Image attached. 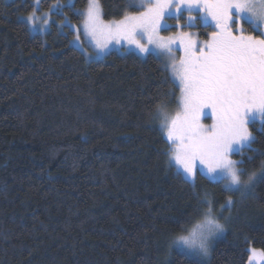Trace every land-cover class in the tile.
<instances>
[{
	"label": "trees",
	"instance_id": "obj_1",
	"mask_svg": "<svg viewBox=\"0 0 264 264\" xmlns=\"http://www.w3.org/2000/svg\"><path fill=\"white\" fill-rule=\"evenodd\" d=\"M55 3L42 34L21 18L34 0H0V264H245L249 246L264 252V174L233 203L208 261L173 244L206 210L198 200L207 194L218 212L232 192L169 162L158 109L173 111L179 89L161 60L87 59L66 22L79 26L88 0L39 8ZM131 3L100 0L102 18L141 10ZM248 127L264 152V122ZM243 159L261 172L264 156Z\"/></svg>",
	"mask_w": 264,
	"mask_h": 264
},
{
	"label": "snow or ice",
	"instance_id": "obj_2",
	"mask_svg": "<svg viewBox=\"0 0 264 264\" xmlns=\"http://www.w3.org/2000/svg\"><path fill=\"white\" fill-rule=\"evenodd\" d=\"M182 6L190 13L202 11L203 20L210 18L216 30L199 44L191 34L178 37L184 55L178 62L173 58L170 68L179 81V107L174 114L163 107L158 109L161 128L171 142L170 160L174 158L188 178L195 177L199 162L207 178L221 183L226 190L250 192L257 173L242 166L243 157L247 151L264 156V152L251 147L254 137L248 127L257 116L264 120V0H132L130 7L143 11L108 22L102 18L100 0H89L84 26L101 50L113 41L123 40L141 53H151L149 45L171 53L170 45L176 38L159 36V28L166 14L178 13ZM34 19L28 17L30 22ZM188 19L195 17L190 15ZM241 21L260 34L246 33ZM145 37L147 43L141 42ZM206 109L210 110L211 125L202 123V117L209 115ZM234 154L242 159H233ZM254 158L247 156L248 161ZM260 168L264 174V160ZM245 175L246 180L242 179ZM232 203L229 198L227 204ZM198 204L207 205L206 210L190 216L189 221L195 223L185 229L187 235L173 243L206 256L209 239L222 233L224 225L207 194Z\"/></svg>",
	"mask_w": 264,
	"mask_h": 264
},
{
	"label": "rangeland",
	"instance_id": "obj_3",
	"mask_svg": "<svg viewBox=\"0 0 264 264\" xmlns=\"http://www.w3.org/2000/svg\"><path fill=\"white\" fill-rule=\"evenodd\" d=\"M39 2H40V0H34V9L30 13L22 15L21 18L26 22V24L28 25L29 29L32 32H38V33L44 34L45 32H47L50 29L51 11H56L58 4L57 3L53 4L51 7V10L43 11V10H40V8H39ZM88 4H89V0H88L86 8L83 11L82 23L79 26H76V25L70 23L69 21L66 22L68 24V26L74 32V35L71 39L72 45L75 46L76 48L80 49L85 54L87 59H101L107 53H109L110 51H113V50L118 52V53H121V54L132 52V53H135L141 57H145L149 54V53H141L139 51V49H137L135 47V45H130L126 41H123V40H121L120 43H116L115 41L109 43L107 48L104 50L97 48L95 40L92 38V36L89 34L88 30L84 26ZM140 11H143V9L141 8ZM190 15L192 17H195V19L189 20L188 17ZM203 15L204 14L202 11H196V10H193L190 13L189 11L186 10V6H182L181 11L178 13L173 12L171 14H166L164 19L161 21V26L159 28V36L165 37V38H168V37L176 38L173 40L172 44L170 45V47L172 48V52L168 53L167 51L156 48L154 45H149V47L153 49V51L151 53L156 55L161 60L163 66L165 68H167V70L169 71V73L171 75V78L173 79L174 83L176 84V86L179 89L177 107L175 109H173V111L168 112V110H166V112L169 114H174L178 110L179 99H180V95H181L180 88L178 86L179 81L175 80V78L172 75L171 68H170V64H171L173 58H175V60L178 62L180 60V58L184 55L183 46H182L181 41L178 37L184 33L191 34V37L194 40H196L197 43L199 44L205 40H208L210 38V33L216 30L215 26H214V22H212L210 18L208 19L207 22H205L202 18ZM29 16H34L35 19L30 22L28 20ZM170 18H173V20H169ZM117 20H120V19H117ZM45 21H47V23H45ZM112 21H114V20H112ZM105 22H108V21H105ZM240 23L243 24V28H244L246 33H251L253 35H259L260 34L259 32H253L252 28H250L249 25L248 26L246 25L247 23H244L243 21H241ZM205 26H210L211 31H208V32L205 31L204 30ZM172 27H174V28L172 29ZM164 30H168V31L165 32ZM233 30L234 31L236 30L235 25H233ZM203 34H207V36L205 37ZM141 42L147 43V38L146 37L143 38ZM205 111L208 112L209 115L202 117V123H204L205 125H211L213 123V120L210 116V110L206 109ZM254 120L259 121L260 123L264 122V120H261L259 116H257ZM159 126L161 128V121H160ZM161 130H162L165 138L167 139V136H166L164 130L162 128H161ZM168 143L171 147V142L168 141ZM171 156H172V153L170 151L169 162L171 164H173L176 167V169L179 170L184 175V177L186 179H188L190 181H194L196 175L194 178H188L183 173L181 166L176 163L175 159L173 158L170 160ZM232 158L235 159L233 156H232ZM198 171L201 172L202 174H204L205 176H207L206 170H204L203 167L201 165H199V162H197V172ZM256 173H258L257 174V178H258L262 174V171L261 172L259 171ZM246 179H247V176L244 178V180H246ZM231 192H232V195L229 198H231L233 203H236V202H240V201L244 200L247 196H249L252 193V190L250 192L231 190ZM229 198L227 199L226 203L223 205V209L221 210V208H222V206H221V208L218 210V212H216V215L219 219V222L224 225V231L209 239L208 255H206V256L196 255L195 253L190 252L187 249H183L184 252H186L190 255H194L196 258H198L204 262L209 260L211 248H212L215 240L224 234L228 223L232 219L233 213L231 211L232 210L231 207L233 206V203L230 206L227 204ZM226 208H228V209H226ZM190 228H188V229H190ZM182 235H187V232L185 231ZM179 236H181V235H179ZM178 237L176 239H174V241H176L178 239ZM177 247L180 248L179 246H177ZM248 251H249V256H248L247 262L245 264H264V255H260L261 253H264V252L261 249L249 246Z\"/></svg>",
	"mask_w": 264,
	"mask_h": 264
}]
</instances>
